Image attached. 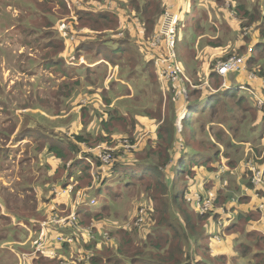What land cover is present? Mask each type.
I'll return each mask as SVG.
<instances>
[{"label":"trees","instance_id":"trees-1","mask_svg":"<svg viewBox=\"0 0 264 264\" xmlns=\"http://www.w3.org/2000/svg\"><path fill=\"white\" fill-rule=\"evenodd\" d=\"M61 1L32 0L31 3L39 8L43 19L36 24L32 23L30 26L21 24L18 29L26 30L29 34L37 35L38 33V43L51 47L47 51L50 54V61H44L45 65L43 68L57 73L59 77H68V79L59 84L58 90L54 92L57 98L69 99L74 93V88L69 87V78L76 73L77 68L76 66L68 65L67 62L74 60L71 63L77 61L80 63L79 58L83 56L87 65L84 64L81 68L91 72V89L87 90L86 95L89 99L93 97L99 99L105 106L98 102H93V104L82 105L79 113H77L73 109L81 102V97L77 93L72 96L71 104L64 102L51 106L44 105L40 99H36L35 102H39L45 112L58 117L56 118L59 121H57L58 123L68 120L69 130L67 134L61 128L58 131L57 128L60 126H57L56 121H50L44 115L33 116L31 119L27 118L25 120L24 128L16 136L15 143L25 139L36 142L37 148L35 150H37L38 155L35 154L34 157L39 161L44 156L48 170L53 168L50 164L51 158L62 164L61 167L53 169V178L48 180V184L51 181L54 182L59 191L72 190L75 195L85 183L86 185L91 184V169L93 164H95L98 168V178L95 180L96 183L99 182V186L95 191L100 196H118L116 191L121 188V185L130 190L139 188V193L147 198L152 208H150L149 204L145 207L146 211H144V214L148 216L146 223L144 215V222L140 227L135 228L133 231L125 228L111 232L110 241H106L104 232H97V229L96 231L86 230L88 232L85 233L87 240L81 233L84 220L102 217V213L93 212L94 207L92 206H90L91 211L86 210L84 212L81 210L77 212L79 227L70 224L68 221L58 224L52 223L54 218L60 219L70 215V211L60 212L66 210L65 204L61 206V208H65L64 210L54 206V203L59 201L54 191L52 192L53 200L49 202L45 209L47 216H42L43 212L37 213V200L34 190L31 185L25 186L26 181H29V179H25L20 186H25L22 189L31 192V194L25 196L20 204L15 206V210L13 207L6 206V204L5 209L8 212H14L19 220L25 221L26 226L40 234L39 239L35 242V251L36 245L42 242L52 249L59 245V253L65 254L72 252V246H78L82 256L72 257L71 255L65 261V264H101L104 261V255L110 257L108 264H120L124 261L130 264H224L222 257L214 258V263H209L202 259L204 256L203 251L205 250L204 244L208 240L207 231H209L206 227V223H209L208 218L203 216L208 213L201 216V213L196 211V199H194L195 203L186 200L185 197H191L190 191L186 190L199 181L200 170L205 171L203 174L205 177H210L213 172L216 173L220 170L223 164L221 163L222 149L214 140L224 141L225 139L226 143H221V145L228 153L227 155L224 154L223 158L227 160L229 166L235 167L237 165V158H231L240 154V147L234 142L232 136H237L242 126L241 124L246 119L260 120L264 127V107L261 109L257 108L245 94H241V91L236 90L235 88L238 84L232 80L230 81L232 76L229 77V87L232 88H222L224 79L217 73L216 65L220 60L225 61L229 56L216 59L212 64L208 76V82L211 87L207 86L203 87L202 90H198L200 89L198 87L202 86L201 83H197L198 74L202 77L203 82V79H205L203 74L204 63L200 64L198 74V67L194 72L190 73L191 78L196 81V83L193 82L194 85L188 80H185L182 84L185 85V88H190L188 93H183L180 88L179 90L177 89L176 85H179V83L167 80H164V84L161 83L157 75L158 68L154 58L146 62L145 58H140V55L135 52L134 48L137 44L135 45L133 42L131 26L121 38L116 36L117 33H102L103 35H98L96 39L89 36L86 39L84 37L71 39L73 43L67 58H65L63 46L59 45L61 41L55 38L54 29V21L56 19L54 7L57 5L56 3L59 4L57 6L61 8L63 13L67 10L64 5L60 4ZM84 1L92 5L93 9L90 12L79 13L80 22L83 26H88L96 31L115 30L118 20L114 13H101L97 11V7L108 1L119 2L117 7L123 14H125V11L127 13H137L146 38L153 35L156 29L158 30L160 19L164 13V5L168 4V0H127L126 3H122L120 0ZM199 1L204 2V0ZM229 1L236 12L239 23L237 25L231 23L232 26L226 23L225 25L227 27L230 26L235 31L238 30L240 34L245 30V39L242 38V42L236 47L237 54L241 55L244 51L248 53L251 48L248 45L254 43V49L252 48L254 52L248 60V65L250 69L254 70L258 78L264 81V2L262 0L258 1L252 11L253 7H249L247 0ZM79 8L83 9L84 7ZM208 19V12L200 9L191 23L192 32L196 35V38L205 34L206 29L203 26V22ZM214 29L211 28L212 33H216L217 29ZM256 32L258 40L254 41L252 37L255 36ZM53 37L54 39L51 40ZM112 37L114 38L110 39ZM114 44H118L117 49L113 48ZM210 45L221 47L222 39L219 37L216 41L210 42ZM190 55H193V59H196L195 51H191L188 56ZM190 57L192 58V56ZM176 60L183 69L178 55ZM258 60L261 61L260 64V61L256 64ZM101 61L110 62L112 66L121 64L122 69L123 66L126 67L125 65L132 68L137 64H143L145 66L144 70L150 73L151 79L152 77L155 79L156 89L161 93V97L157 102L160 121H157L158 128L155 134L145 136L138 146L137 142L145 135L146 126L141 124L140 121L138 122L133 113L129 116L120 112L115 105L112 106L113 99L110 98L111 96L107 97L99 92L100 89L105 90L103 76H106L105 63H99ZM81 82V80H78L74 84L81 85ZM169 84L174 86L173 92L168 94V98L172 99L173 102L167 104ZM94 85L98 86V88H93ZM192 87L198 89H191ZM213 89H217V91H213ZM258 93L264 99V88ZM75 100L78 101L77 104ZM229 101L233 104L234 110L229 109ZM184 103V107L187 108L190 114L182 122L183 131H180L177 128V122L179 115L186 110L182 109ZM97 104L100 106L96 107ZM60 105L65 106L66 112L63 113L64 109ZM152 110H145V116L151 118ZM5 112L8 115L7 110ZM166 112H173L174 117H167ZM67 113L70 114L67 117H62ZM12 114L14 118L11 120V127L9 129L3 128L6 137H10L14 131L13 128L17 125L14 109ZM213 118L219 121L220 125L224 126L225 129L217 128L214 131V128L210 127V132L206 130L208 120ZM33 124H36L35 128L30 127ZM80 125L83 126L82 129L76 132ZM212 130L214 132L213 135ZM201 132L208 135L211 134L210 138L208 140H206L207 138H200ZM120 138L121 143L126 140L125 138H129V141L132 145H136V148L131 152H126L125 150L120 151L123 148L119 146L118 149L113 151L117 156L110 165H104L101 162L99 153L104 152L101 149L88 153L83 152V145L91 149H95L94 145L97 144L115 147L119 145ZM230 154L232 155L231 157ZM0 155L2 157L7 156V151L0 150ZM32 160L30 155H26L21 162L28 167V165H31ZM69 163L71 165L68 167ZM253 163L264 171V161H254ZM59 172H61V176H57ZM247 176L251 182L252 172L249 169H247ZM62 177L63 180H61ZM90 186L92 187L93 185L91 184ZM248 188L261 192L262 199H264V188L256 190L252 183L248 184ZM234 190L238 191L239 189L234 187ZM221 191L223 189L219 188L218 192H216V202H218L219 197L223 200L230 199L227 196L220 195L218 197ZM243 200L241 199L240 201ZM7 203L11 205L10 202ZM89 203L87 196L83 204L86 207V204ZM102 210H106V207L104 206ZM172 211H178L183 215L184 224L174 216ZM1 216V218L8 220L4 215L1 214ZM246 218L247 215H245V220L238 217V221L243 223H232L229 229L245 234L247 224L245 222L248 220ZM197 220L199 223H197ZM43 223H46V226H43ZM44 230L49 231L51 236H55V240H50L46 237L43 233ZM198 230H200L199 234ZM89 232L93 233L94 237H91L92 234L89 236ZM134 240H139L140 243L135 244ZM190 240L193 241V245ZM102 243L104 247L108 245L107 251L103 250L104 247L103 249L99 248ZM241 250L245 254V245L241 246ZM99 255L103 256L100 257ZM39 256L41 258L44 257L42 254H39Z\"/></svg>","mask_w":264,"mask_h":264},{"label":"rangeland","instance_id":"rangeland-1","mask_svg":"<svg viewBox=\"0 0 264 264\" xmlns=\"http://www.w3.org/2000/svg\"><path fill=\"white\" fill-rule=\"evenodd\" d=\"M32 0H0V88H2L4 91H0V96H2L1 92H9V91H14L13 96H15V99L18 98L16 96H18V93H21V90L19 88H14V86L17 84L19 87H22L25 89V94H24V99H25V104H27L28 101L30 102H35L36 99H40V101L44 104V105H54V104H60V103H64L67 102L69 104H71V98L74 95L75 92H83L86 93L88 90V84L84 83L81 87H78L74 93L71 95V97L69 99L66 98H57L54 94L55 91L58 90V85L61 81L59 75L57 73L51 72L50 70H47L44 67V55L42 56H38V57H32L34 55L33 52H31V50H28V55L27 54H23V55H19L17 57H15L14 59L9 58L12 54L14 50H17L16 47L12 46V42L16 39V36H13L12 34L15 35L16 31L18 30L19 25L24 24V19L25 17H28L29 19H35V18H40V10L39 8H37L36 6H34L31 3ZM248 1V5L250 8H252V11L254 10V6L257 4V1H261V0H247ZM217 5V6H216ZM221 10L219 11L220 7ZM108 4L104 6V9H107ZM110 9V8H109ZM200 9H204L206 12H208L211 16V18H213V21H219L220 24H222L221 28H222V32L220 33V37L222 39V46L229 44L230 45V49L228 50V48L222 49L221 47H214L210 45V42H214L217 40V33H208L203 39L202 41H200L199 37L196 38V35L192 32V27H191V23L193 21V19L197 16V14L199 13ZM264 9V7H263ZM110 11H112L110 9ZM27 12V16H25V13ZM229 14L231 20V23H234V25H237L239 23L238 17L236 15V12L233 10L232 8V4L229 0H204V2L199 1V0H182V11H181V22H180V26H179V33H178V37H177V46H176V52L178 55V59L180 61V63L183 65V69H184V74L186 79L191 82V84L196 83L195 80H193L190 76L191 72H194L195 69L197 68V74L199 71V66L200 64L204 63V76L205 79L204 82L202 81V77L198 74V81L197 83H201L202 85L204 84H208L209 87L210 84L208 82V76L210 74V68L212 66V64L214 63V61L216 59H220L221 57H226L229 56L234 57H240L245 55V51L241 53V55L237 54V49L236 47L240 45V43L242 42V38L245 37V30H243V33L240 34V32L235 31L233 29H231L230 26H223V23L226 22L225 20V15ZM229 22V21H228ZM34 23V22H31ZM229 22V25L232 26ZM210 26H213L212 23L206 25L205 22H203V26L209 28ZM14 29H13V28ZM224 27L226 29V32L224 31ZM9 28L13 29L12 30H7ZM7 30V31H6ZM228 30V31H227ZM245 39V38H244ZM196 41V43H195ZM200 42V43H199ZM195 43V44H194ZM39 47H43V45L41 44H37ZM248 46H252V44H249ZM202 47V49H201ZM196 51V59H193V55L192 58L190 56H188V54L191 53V51H193V49ZM135 52L137 54H139L140 58L143 59L144 53H142V50H140V47L137 43L136 47L134 48ZM228 50V51H227ZM164 51L166 52V50L164 49ZM226 53H225V52ZM227 57V58H229ZM30 58L33 59V62H30ZM82 60V59H80ZM74 60H70V62H72ZM223 60H220V62H222ZM260 60L257 61L256 64H258ZM80 63H83V61H80ZM261 63V61L259 62V64ZM126 67L123 66V69L121 70V72H119V69H116L115 71H111L108 75H109V79L113 78V73L115 72L116 75L117 73L119 75H117V81L122 80L125 83V86L131 88L130 90V97L126 98V101H128V103L126 105H122L120 110L123 111L124 113H127V109L131 107L136 108L137 111H139V117H142V110L143 109H153L152 110V114H151V119H149L150 121H148V123L150 124H155L156 126L158 125V120L160 121L159 115H158V99H160V95L161 93L159 92V90H157V84L155 83V79L154 77H152L149 74V72H147L146 70H144L145 66L143 64H137L136 66H133L132 68L129 67L128 65H125ZM255 66V65H254ZM122 67V65H121ZM110 70V69H109ZM249 71V76L254 77L253 79L256 80V77L254 75L257 76V74L254 73V70L248 67L247 72ZM4 73V75L2 73ZM258 77V76H257ZM190 78V79H189ZM77 77H75L72 80H76ZM184 80V81H185ZM163 83V82H162ZM151 87L148 86V85ZM164 84V83H163ZM194 85V84H193ZM173 85L169 84L168 85V91H167V104L172 103V99L168 98V94L170 92H173ZM177 89L181 91H183L184 93H188L190 88H185V85H176ZM93 88L97 89L98 86H93ZM223 88V86H222ZM176 89V90H177ZM191 89H198V88H194L192 87ZM198 90H202V89H198ZM213 91H217V89H213ZM241 94H245V96L249 99V100H254L253 96L243 90H240ZM102 95H106L107 97L110 96L109 94H107V89L106 90H102L100 89L99 91ZM117 94H121L123 93V91H117ZM202 93V92H201ZM163 98V97H162ZM129 99L132 100V103L134 104V106H131L132 104H130ZM166 100V98H164ZM94 101V100H93ZM100 104V102H99ZM96 105V107H98V105ZM130 104V105H129ZM185 103L183 104L182 109H186L184 108ZM100 106V105H99ZM229 109H233V104L231 103V101H229ZM61 108H63V113L66 112L65 106L64 105H60ZM232 107V108H231ZM5 109L7 110V113L9 115V119L13 120L14 116L12 114V103L10 101L7 102V104L5 105ZM237 112V111H234ZM19 112H17L18 114ZM44 114H46L51 120L53 121H58L55 120V117H52L50 115H48V113H45L43 111ZM70 113H67L65 116L62 117H67ZM190 114V112H188L187 116L185 117L183 115V113L181 115H179L178 117V122H177V128L180 131H183V125L182 122L184 120L181 119H187L188 115ZM183 115V116H182ZM6 113L5 111H0V118L6 117ZM162 116H163V111H162ZM166 116L173 118V112H166ZM31 119V118H29ZM177 119V117H176ZM59 122V121H58ZM57 122V126H60L57 128V130L59 131V128L62 129V131L64 133L67 134L68 130H69V123L68 120L62 121L60 123ZM97 123V122H96ZM221 123L219 121H217L215 118H213L212 120H208L207 122V129L209 131L210 127L214 128V131L217 128H221L223 129L224 126L220 125ZM247 124H249L247 122ZM235 125V124H234ZM242 126L240 127L239 133L237 134V136H232V139H234V141L237 143V146L240 147V152H244L243 149L245 148L244 145H241L240 143H245V136L243 135V133H246L248 137H246L247 139H252L253 136H259L262 133V127H257L258 123L255 121L254 123H251V125L247 128L245 127V122L241 124ZM260 125V124H259ZM56 126V127H57ZM117 126V125H116ZM115 126V127H116ZM121 126V125H120ZM261 126V125H260ZM229 129V128H228ZM245 129V130H244ZM145 131V130H144ZM210 132V131H209ZM213 130H212V135H213ZM211 135V134H210ZM210 135H208L207 133L201 132L200 133V138H204L206 140H208L210 138ZM198 137V139H200ZM127 140H130L129 138H125ZM224 139V138H223ZM121 138L119 139V145H116L115 147L111 146V145H94L95 149H97L100 146L103 147H108V148H112V149H118L119 146H121V142H120ZM215 143L217 145H221V143H226L225 139L223 140H214ZM240 145V146H239ZM35 148H37V145H34ZM83 151H86L85 153L89 152V148L86 145H83ZM91 149V148H90ZM124 151V149H120V151ZM179 150V149H178ZM246 150V148H245ZM27 151V150H26ZM95 151V150H94ZM14 153V152H12ZM228 151L226 149L223 150L222 152V162L227 165V168L229 169L227 172L228 176L226 178L227 184H219L217 185H213V183L211 184L210 182L206 181L203 179L202 181V186L201 188L197 191V195L198 196H203V200L209 198L210 192L215 193V196L217 198V194L216 192H218V189H224L223 191H221V193H219V195L224 196V195H231V199H236L238 197L239 194L243 193V189H244V184L243 183L240 187L241 189V193L240 192H227L229 191V185H233L234 182L236 181L235 179H238L239 176H242L243 179H245V175L243 173H238L235 172L233 170L234 167H231L227 164V160L225 158H223V155L226 154L227 155ZM35 152L32 150L31 153L29 154L31 157H34ZM20 155V154H19ZM115 155V156H114ZM225 155V157H226ZM112 156L115 157L116 159V154H114V152L112 153ZM128 156V155H126ZM232 155L230 154V157ZM19 157V156H18ZM228 157V158H230ZM240 157V155H236L231 159H238ZM176 158V156H175ZM22 159V157L16 158L15 161L14 160V155H8V159H5L4 157L1 158L0 160L6 161V164L4 166L3 170H0V245L2 241L7 240V236L11 233L10 231L13 230V228H17L18 227V222L21 220L16 219L15 213L12 212H8L1 204L2 202H4L6 204V206L8 207H13V209L15 210V206H17L18 204H20L21 200L23 199V197L30 195L31 192L29 191H20L22 188H20L19 186L23 183V181L25 179H29V181H26V185H31L34 182L35 186L41 187L44 186L45 184H48V180H52L53 178V169L56 167V164L54 163V167L51 168L50 170L47 169L46 167V162L44 161V159H40L38 164L36 163L37 158L34 157V160H32L31 165H28V167H25L27 170L24 171L25 168H23L21 165H19V161ZM8 161V163H7ZM112 161V159H111ZM244 162V160H243ZM36 166H40L39 168H35ZM18 166L20 167L18 169ZM62 164H58L57 167H61ZM92 168H95L98 172V168L97 166L94 164V166ZM18 169V176H24L19 178L20 183L17 184L18 179L15 177L16 176V170ZM32 171H30V170ZM95 172L93 169H91V173ZM222 170L219 171L218 173V177H217V181L219 183L222 182L223 176L225 175V173H221ZM27 172H30L31 175L33 176H26ZM205 172V171H204ZM204 172L202 170H200V175L203 176ZM21 173V174H20ZM20 174V175H19ZM64 174V173H63ZM97 173H95V178L94 176L92 177V181L91 184L93 185L92 187L89 185H86V183L80 188V190L85 191V196L83 198V201L85 200V198H89V201H91L92 199L97 200L96 204L93 206V212H100L102 213V217L99 219H95V218H90V219H86L84 220V226H82L83 228H85L86 230H92V231H96L97 232H106V233H111L113 230H120V229H130L129 231H133L135 228L140 227L141 225H136L137 224V219L139 218L140 214L142 211H146L145 207L150 206V208H152L151 203L148 202L147 198H145L144 195L140 194V190L138 189H133L130 190L129 188H125L124 186L121 185V188H118L116 193L118 196H110L107 197L106 195L104 196H100L98 194L96 190V188L99 186V182L96 183L97 177ZM57 176H61V172H59L57 174ZM172 176V175H171ZM36 178V179H34ZM14 180H16V182L14 183ZM63 180V177L62 179ZM245 181V180H244ZM61 182V181H60ZM224 182V183H225ZM31 183V184H30ZM236 183V182H235ZM54 182H50L48 184V187L51 186V190L49 191V195L50 192L55 191L58 187L56 185H54ZM80 185V184H79ZM90 186V187H89ZM89 187V188H87ZM87 188V189H86ZM93 188V189H90ZM88 191V193H87ZM69 194L67 196V198H71L74 195L72 190L68 191ZM78 192V191H77ZM71 193V194H70ZM77 194V193H76ZM17 195H22L20 199H15L17 198ZM12 197V198H10ZM49 197V196H48ZM186 200L188 201H194V199L197 200V198L195 196L191 197H185ZM59 200H62V198H59ZM6 201L10 202L11 205H9V203H7ZM237 201V200H235ZM240 202V201H239ZM68 203L70 204L71 201L70 200H66V202L64 203L65 205H68ZM192 203V202H191ZM63 203H59L58 205L62 206ZM85 204L80 205L79 207L76 208V211H91V207L89 205H87L86 207L84 206ZM193 205V203H192ZM106 207V210H102L103 207ZM216 206H217V202L215 201L214 204V211L212 209L211 212H209L208 214H205L203 217H212L211 221L213 222V224H215V220L214 217L215 215V210H216ZM194 208V206H193ZM62 209V208H61ZM65 209V208H64ZM63 209V210H64ZM195 210V208H194ZM70 211V214L72 213V209H66L64 211H60V212H68ZM197 211V210H196ZM195 211V213H197ZM174 213V216H176V218L182 223L184 224V221L182 220L183 215L181 213H179L178 211H172ZM2 215H4L6 217L5 220L4 218H1ZM200 215V214H199ZM42 216H47V212L43 211ZM202 216V215H201ZM148 216L145 215V223L147 222ZM213 219V220H212ZM197 223H199V221L197 220ZM20 225H22V222L20 223ZM147 225V224H146ZM201 226V225H200ZM199 226V227H200ZM23 229H25L23 227ZM198 230V234H199ZM15 233V231H12V233ZM113 233V232H112ZM15 234H12V237L15 236ZM18 235V234H17ZM113 235V234H112ZM227 236V235H226ZM105 238V237H104ZM229 238V237H228ZM38 238L34 239L33 242H36ZM193 239V238H192ZM106 240V239H105ZM123 240V239H122ZM107 241V240H106ZM135 244H139L140 241L139 240H134ZM231 243V240L230 242ZM206 254V253H205ZM3 257L4 259H6V263L7 264H18V259L16 258L15 255L9 254L7 251L1 250L0 249V258ZM207 258V257H206ZM0 264H2L1 259H0ZM3 264L4 261H3Z\"/></svg>","mask_w":264,"mask_h":264},{"label":"crops","instance_id":"crops-1","mask_svg":"<svg viewBox=\"0 0 264 264\" xmlns=\"http://www.w3.org/2000/svg\"><path fill=\"white\" fill-rule=\"evenodd\" d=\"M120 1L122 3L127 2V0H120ZM262 1L264 2V0H262ZM168 2H169V0H168ZM118 4H119V2H115V3L112 2L109 6V8L112 10L111 13H114V15L116 16V18L118 20L117 28L115 30L114 29H107L104 31H96V30L91 29L88 26H83L81 22H78L74 26V31H72L73 35L65 34L64 30L61 28V25L63 23H65V20H68L70 18L71 12L67 9L66 12L63 13L61 11V8L57 5H55V7H54L55 18H56L54 21L55 38H57L58 40L61 41V43L59 45L63 46L64 57L67 58L68 52L71 49V44L73 43L71 39L81 38V37H84V39H86L88 36L90 38L96 39L98 35H103L102 33H114V34L117 33L116 36L118 37V34L120 32L124 33V35H125L127 33V29L131 26L130 30L133 32V33H131V35L133 37V42L135 43V45L138 43L140 50H142V53H144L145 57H143V58H145V61L146 62L151 61L153 58L156 61L158 58H160L161 57L160 54L165 53L164 46L160 50L155 49L152 46H149V43L153 39L155 32L153 35L146 38L145 34L143 32L142 26L140 24L139 16L137 15V13L136 12L127 13V11H125V14H123L119 10V8L117 7ZM25 16H27V12L25 13ZM208 16H209V19L206 20L205 24L208 25V24L212 23L213 26L209 25V28L205 27L206 32L204 35H201V37H199L200 41H202V39L208 33L212 32L211 28L217 29V31H216L217 38L220 37V33L222 32V28H221L222 24H220L218 20L214 22L213 18H211L209 13H208ZM42 19L43 18H41V17L35 18V19H29L28 17H25L24 24L26 26H30L31 22H34L36 24V23L40 22ZM225 20H226L225 23L227 25H229V22L231 23L232 19L230 18V15L226 14ZM225 23H223V26H227V25H225ZM223 32H226L225 27H224ZM12 35L16 36V39L12 42V46L16 47L17 50H14L13 54L9 58L14 59L15 57H17L19 55H23V54L28 55V50L30 49L31 52L34 53V55L32 57H38V56H42L43 54H45L44 55L45 61H50V54L47 53V51L50 50L51 47L49 46L50 47L49 48V47L44 46V45H43V47H39L37 45L38 40H39L38 39V36H39L38 33H37V35L29 34L28 31L22 29V30H17L15 35L14 34H12ZM114 37H112L110 39H113ZM252 38L254 41L258 40L257 32H256L255 36ZM53 39H54V37L51 40H53ZM118 39H120V38H118ZM195 43H196V41H195ZM117 46H118V44H114L113 48L117 49ZM225 48H228V50H229L231 47L229 44H226V45L222 46L221 50L225 49ZM201 49H202V47H201ZM193 51H195V50L193 49ZM195 53H196V51H195ZM79 59L85 60V58L83 56H81ZM29 60H30V62H33L32 58H30ZM102 62L105 63L104 66L106 67V76L105 77L103 76L104 89L105 90L107 89V94H109L111 96L110 98L113 99L112 106L115 105L120 112L124 113L123 111L120 110V108L122 105H126L128 103V101H126V98L130 97L131 88L125 86V83L122 80L119 79V81H117L116 77H117V75H119L118 73L116 75V73L114 72L113 73L114 78H112L111 80H109V75H108L111 71H115L116 69H119V72H121V70H122L121 64L116 65V66H112L111 63L107 62V61L106 62L101 61L99 63H102ZM67 64L72 65V66H76V68H77L76 73L72 74V77L69 78V80H70L69 87L74 88V90H76L78 87H81L84 83H87L88 84V90L91 89V72H88L86 69H82L81 68L82 65L79 63V61L73 62V63L67 62ZM157 72H158V69H157ZM2 74L4 75V73H2ZM157 75L159 76L158 73H157ZM75 77H77V79L72 80ZM229 77H231L230 81L232 80L238 84L235 88L236 90H239L240 86H245V85L252 87L257 92L262 91L264 88V81L260 80V78H257V80H255V82H250L249 71L248 72L247 71L242 72V73H236V74H229L227 76L228 86H229ZM60 79L66 80V79H68V77L63 76V77H60ZM78 80L82 81L81 85H75L74 84ZM159 80L161 81V83L162 82L165 83V81H163L160 77H159ZM14 88H19L21 90V93L19 92L18 96H16L18 98L15 99V96H13L14 91H12V90L7 92V93L1 92L2 96H0V111H6L5 105L7 104L8 101H10L12 103V109L15 110L16 118H17V125L15 128H13L14 131L11 133L10 137H6L4 129H3V128L9 129L11 127V120L9 119V116L6 114L7 115L6 117L0 118V136H1V138H0V150H6L7 151V156L4 157L5 159H8V155L13 154L14 155L13 162L15 161L16 158H19V157H22L24 159L25 156L29 155L32 150L35 152V154L38 155V152H37V150H35L36 148L34 147V145H37L36 142H32L29 139H25V140H22L18 143H15L16 136L24 128L25 120L27 118L29 119L33 116H39V115H44L45 117H48L46 114L43 113L44 109L39 102L28 101L27 104H25V99H24L25 89L24 88L19 87L17 84L14 86ZM230 88H232V87H230ZM150 89H151V87H150ZM1 90L4 91L2 88H0V91ZM121 90L123 91V93H121V94L116 93L117 91H121ZM75 93H77L78 96L81 97L80 104L77 105L75 108H73L77 113H79L82 105L93 104V102L94 103L100 102L101 105L105 106L102 101H100L99 99H97L95 97L89 99V97L86 95L87 92L83 93V92L77 91ZM249 101L252 104H254V106L257 107L255 100L252 99ZM75 102H76V104L78 103V101H76V100H75ZM129 102H130V104H132L131 106H134L131 99H129ZM184 108H186V107H184ZM145 110H151V109H143L141 111L143 114L142 117H139V111H137V109L133 108V107H131L130 110L128 108L127 113H124L125 115L128 114L129 116H131V113H133V116L136 118V120L138 122L140 121L141 124L146 126L145 131H144L145 135L140 139L139 142H137V146L141 143V140L145 136L155 134V132L158 128V126H156L154 123L153 124L148 123V121H150L149 119H151V118L145 116V114H144ZM17 112H19V113L17 114ZM45 113H47V112H45ZM48 115L52 116L51 114H48ZM52 117L58 118L57 116H52ZM49 120L53 121L50 118H49ZM246 120H245V127H247V128L251 125V123H254L256 121V120H251V119H246ZM247 122L249 124H247ZM256 122L258 123L257 127L258 126L262 127V133L259 136H253L252 139H247L246 138V137H248L247 134L243 133V135L245 136V143H240V144L244 145L246 150L244 148L243 149L244 152L243 153L240 152V154H239L240 157L237 159V165L233 168V170L235 172H237L236 174H238L239 172L243 173L245 175V179H243L242 176H239L238 179H235L236 183L234 182L233 185H229L230 190L227 191V192H236V193L240 192L241 193L242 188L240 186L243 183H245L244 189H243L244 192L239 194L236 199L230 198L228 200H223L222 198L219 197L220 195L218 194L219 200L217 202L216 210L214 212L216 215L214 217V220H215L214 223L215 224H213V222L211 221L212 217L208 218L209 223H206V227L209 229V231H207V235H208L207 239L208 240H207L206 244H204L205 250L203 251L204 256L202 257V259L204 261L209 262V263H214L215 262L214 258H216V257H222L224 264H264V214L259 212V206L262 203V193L255 191L253 188L252 189L248 188V184H251V182L247 176V167H246L247 163H249V162H254V161L263 162L264 161V127H263V124L260 120H257ZM35 125L36 124H33L30 127L35 128ZM82 127L83 126L80 125L76 129V132L78 130L82 129ZM1 129H2V131H1ZM224 129H225V127H224ZM211 138H213V137L211 136ZM219 146L221 147L222 152H223V150L225 148L223 147V145H219ZM94 150H96V149H90L89 148V152H92ZM12 152H14V153H12ZM83 152L85 153L86 151H83ZM1 158H3V157L0 155V159ZM23 159H21L19 161V165H21L23 168H25L26 164L25 163L22 164V162H21ZM32 159L34 160V157H32ZM41 159L42 160L44 159V161L46 162V159L44 158V156ZM50 160H51L50 164L53 167H54V163L56 164V167L54 168V169H56L57 165L59 163L56 160H54V158H51ZM243 160H244V162H243ZM38 162L39 161L37 160L36 163L38 164ZM7 163H8V161H7ZM5 164H6V161L0 160V170L4 169ZM70 165H71V163H69L68 167ZM93 166H94V164H93ZM39 167H40L39 165L38 166L35 165V168H39ZM19 168L20 167L18 166V169ZM18 169L16 170V176H15L18 179L17 184L20 183L19 178L24 177V176H18V172H19ZM92 169L95 172L93 173V171H92L91 176L95 177V173H98V172L95 168H92ZM221 169H225L226 173L223 176L222 182L219 183L217 181V177H218V173ZM25 170H27V169L25 168L24 171ZM220 170L216 173L213 172V174L210 177L200 176L199 181L197 183H195L194 185H191L186 191H190L191 197L192 196L196 197L197 191L202 186L203 179L210 182L211 184L213 183V185H216V188H217V185H219V184H227V182H225L226 178L228 176V173H229V172H227L229 170L227 168V165L223 163ZM30 175H31V173L27 172L26 176H30ZM31 176H33V175H31ZM34 179H36V178H34ZM15 182H16V180H14V183ZM25 186H27V185H25ZM25 186H23V187H25ZM19 187L23 188L21 186H19ZM31 187L33 188L34 193L36 195V200H37L36 212L42 213L43 211H45L49 202H51L53 200L52 192H50V195H49V191L51 190V186L48 187V184H45L44 186L38 187V186H35L34 182H33V184H31ZM234 187H237V189H239V190L235 191ZM45 189H47V190L45 191ZM82 190H85V189H82ZM82 190H78V192L82 191ZM20 191H24V190L21 189ZM68 191H66V195H62V196L58 197V199L62 198V200H59L57 203L58 204L59 203L64 204L66 202V200H70L71 203L70 204L68 203V205H66V207H67L66 209L68 210L71 208L73 211L74 210V203H75L77 194L73 195L72 199L69 197L67 198V196L69 194ZM21 196L22 195H20V196L17 195L18 199L21 198ZM226 196L231 197V195H224V197H226ZM10 198H12V197H10ZM24 198L25 197H23V199ZM15 199H17V198H15ZM241 199H244V200L240 201ZM92 200H95V199H92ZM235 200H237V201H235ZM6 202H8V201H6ZM57 203H54V206H58L61 208V206L57 205ZM1 205L5 208L4 202H2ZM214 209H215V207H214ZM214 209H213V211H214ZM62 210H63V208H62ZM245 215H247L246 219H248L245 222V223H247L246 227H245V234L244 233L240 234L239 231L236 232L237 230L234 231V230L229 229V227L232 223H243V222L238 221V217L240 219L245 220ZM16 219H18V218L16 217ZM21 222H22V225H20ZM18 224L19 225L17 228L14 227L13 230L10 231L11 233L7 236V240L2 241L1 245H0L1 250L7 251L9 254L16 256V258L18 259V264H58V263L59 264H65V261H67L71 255H72V257H77L78 255L82 256V254H80L81 250L79 249L78 246H72V252H70L68 254L59 253V251H60L59 245H56L54 247V249L50 248L49 246L48 247L46 246L45 251H43L42 253L36 252L35 251V242H33V240L36 238L39 239L40 234L34 232L33 229H30L28 226H26L24 220L19 221ZM23 227L25 229H23ZM112 230H113L112 232L116 231L115 229H112ZM12 231H15V233H16V235L13 237H12V234H15V233L14 232L12 233ZM43 233L50 240H55V236H53V235L51 236V233L49 231L44 230ZM81 233L83 234L84 238L87 240L85 233H88V232L86 231L85 228L82 227ZM110 236H111V233H110ZM230 240H231V243H229ZM190 242L193 245V241L190 240ZM242 245H245V254L241 250ZM103 247H104L103 243L99 245L100 249H103ZM107 249H108V245L105 246L103 250L107 251ZM39 254H42L44 257L41 258V256H39ZM53 255H55V256H53ZM99 256L101 257L103 255H99ZM104 256H105L104 261L101 264H108L110 257L108 255H104ZM0 259H1L2 264H3V261L5 264H7L6 259H4L3 257H1ZM116 264H119V263H116ZM120 264H130V263L124 261L123 263H120Z\"/></svg>","mask_w":264,"mask_h":264},{"label":"built area","instance_id":"built-area-1","mask_svg":"<svg viewBox=\"0 0 264 264\" xmlns=\"http://www.w3.org/2000/svg\"><path fill=\"white\" fill-rule=\"evenodd\" d=\"M182 0H169L167 8L165 9L159 23V28L155 33L153 39L150 41L149 46H152L155 49L160 50L163 46L166 50L164 54H160L161 57L155 61V64L158 68L159 77L164 81H171L174 83L183 84L185 80V75L182 67L177 62V37H178V27L180 23V9L182 8ZM121 37L124 36L123 33L119 34ZM148 46V47H149ZM253 53L252 48L248 50L243 56L240 57H231L225 61L218 62L216 65L217 73L226 78L229 74H236L246 72L248 70V59L249 55ZM257 80V76L254 75ZM114 78V75H113ZM254 77L249 76L250 82H255ZM111 80V79H109ZM183 86V85H182ZM223 87H227L225 83ZM248 93H250L254 99H256L258 106H264V99L259 95V93L252 89L251 87H241ZM183 92V91H182ZM184 93V92H183ZM121 148H123L126 152H131L136 148V145H132L129 140H124L121 143ZM97 149H101L104 152L99 153V158L104 165H110L114 162L115 158L112 156V153L115 149L108 147H100ZM112 159V161H111ZM247 169L252 172L251 183L254 185L255 189L264 188V171L260 170L253 162H249L246 165ZM57 196L66 195V190L59 191L56 189L54 191ZM85 196V191H80L75 200L74 210L70 215L65 218H54L52 223L58 224L62 222H69L70 224L79 227L78 219H77V211L76 208L83 204V198ZM196 209L201 214L209 213L212 211L214 207V201L216 199L215 193L210 192L209 198L203 200L202 196H196ZM96 204L95 200H91L89 206H94ZM259 212L264 214V199H262V203L259 206ZM144 211L141 212L139 218L137 219L136 225H142L144 222ZM43 226H46V223H43ZM92 234V235H91ZM94 237V234L89 232V236ZM104 237L107 241L110 240L109 233H104ZM220 240V239H219ZM71 242V241H70ZM46 245L44 242L36 245V252L45 251Z\"/></svg>","mask_w":264,"mask_h":264},{"label":"clouds","instance_id":"clouds-1","mask_svg":"<svg viewBox=\"0 0 264 264\" xmlns=\"http://www.w3.org/2000/svg\"><path fill=\"white\" fill-rule=\"evenodd\" d=\"M112 3V1H108V2H105V3H103V4H101V5H99L98 7H97V11H99V12H101V13H108V12H111L110 10H109V7H107V9H104V6L105 5H107L108 4V6H110V4ZM57 5H59L58 3H56ZM61 5H64L65 7H66V9H68L70 12H71V15H70V18L68 19V20H65V23H63L62 25H61V28L64 30V33L65 34H70V35H73V33H72V31H74V26H75V24H77L78 22H80V12H90V10L91 9H93V6L92 5H90V4H87V3H85V1L84 0H62L61 1V3H60ZM167 5L168 4H165L164 5V11H165V9L167 8ZM182 5V4H181ZM79 7H84L83 9H80ZM180 11V22H181V11H182V8L179 10ZM160 23V22H159ZM32 24V23H31ZM179 26H180V23H179ZM158 27H159V25H158ZM13 28V27H12ZM12 28H9V29H7V30H12V32H13V29ZM178 29H179V27H178ZM6 30V31H7ZM18 30H21V29H18ZM157 32V29H156V31H155V33ZM120 33H122V32H120ZM119 33V34H120ZM178 33H179V31H178ZM118 34V37H120L121 38V36ZM123 35H124V33H123ZM251 48H253L254 49V44H252V46H251ZM254 52V51H253ZM253 54V53H252ZM250 56H251V54L249 55V58H250ZM234 57H236V56H234ZM230 58V57H229ZM229 58H227V59H229ZM226 59V60H227ZM249 60V59H248ZM80 61H83V63H80L81 65H84L86 62H85V60L84 59H82V60H80ZM248 64V63H247ZM85 65H87V64H85ZM248 67H249V65H248ZM222 77V76H221ZM223 78V77H222ZM258 78V77H257ZM185 79H186V77H185ZM224 79V83H223V85L226 83L227 84V77L226 78H223ZM180 85V84H179ZM207 86H209L207 83L206 84H204V85H202L201 87H198V88H200V89H202L203 87H207ZM246 87H247V85H245ZM245 86H240L239 87V90H243V91H245V88L244 89H241V87H245ZM248 87H250V86H248ZM223 88H230L229 86H228V84H227V87H223ZM252 88V87H251ZM253 89V88H252ZM255 90V89H254ZM247 92V91H246ZM254 98V97H253ZM255 101H256V99H254ZM256 104H257V107L258 108H262V107H259L258 106V103H257V101H256ZM264 107V106H263ZM187 111V114H188V110H187V108H186V110H184L182 113L184 114V116L186 117L187 116V114L185 113ZM181 120H183V119H181ZM222 171H221V173L220 174H222V173H226V170L225 169H221ZM219 176V175H218ZM90 189H93V188H90ZM96 201V200H95ZM93 207V206H92ZM199 212V211H198ZM201 215H204V214H201ZM106 233V232H105ZM109 236H110V234H109Z\"/></svg>","mask_w":264,"mask_h":264},{"label":"bare ground","instance_id":"bare-ground-1","mask_svg":"<svg viewBox=\"0 0 264 264\" xmlns=\"http://www.w3.org/2000/svg\"><path fill=\"white\" fill-rule=\"evenodd\" d=\"M185 113L187 114V111H186ZM183 115H184V114H183ZM183 115H182V116H183ZM183 120H184V118H183Z\"/></svg>","mask_w":264,"mask_h":264}]
</instances>
